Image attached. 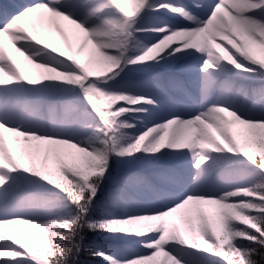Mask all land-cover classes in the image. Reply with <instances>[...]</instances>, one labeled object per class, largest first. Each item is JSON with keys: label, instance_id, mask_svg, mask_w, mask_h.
Listing matches in <instances>:
<instances>
[{"label": "snow or ice", "instance_id": "obj_1", "mask_svg": "<svg viewBox=\"0 0 264 264\" xmlns=\"http://www.w3.org/2000/svg\"><path fill=\"white\" fill-rule=\"evenodd\" d=\"M97 262L264 264V0L0 4V264Z\"/></svg>", "mask_w": 264, "mask_h": 264}, {"label": "rangeland", "instance_id": "obj_2", "mask_svg": "<svg viewBox=\"0 0 264 264\" xmlns=\"http://www.w3.org/2000/svg\"><path fill=\"white\" fill-rule=\"evenodd\" d=\"M18 2H23V0H5V4H12V3H18ZM184 2H188V0H184ZM205 2H206V0H205ZM17 59H18V61H20V62H23V57H17ZM26 63V62H25ZM148 80V79H147ZM147 80H145V81H147ZM195 91V90H194ZM178 95H181V96H185V98H184V100L185 101H190V102H192V99L189 97V96H186V95H184V93L183 92H179V93H177ZM221 94V86H216V89H215V95H220ZM233 100H234V102H239V103H244L245 102V100H244V98L243 97H236V96H233ZM184 101V102H185ZM180 103V102H179ZM180 104H183V105H185L186 106V104L185 103H180ZM189 159H190V157H189ZM16 227H18V228H20L21 230H26V226H23V225H18V226H16ZM32 231H34V230H32Z\"/></svg>", "mask_w": 264, "mask_h": 264}, {"label": "trees", "instance_id": "obj_3", "mask_svg": "<svg viewBox=\"0 0 264 264\" xmlns=\"http://www.w3.org/2000/svg\"><path fill=\"white\" fill-rule=\"evenodd\" d=\"M139 79H142V80H147V79H149L148 77H143V76H141V77H138ZM24 191H30V190H28V189H25ZM35 195H42V193H39V192H36V193H34ZM101 240H102V242H104V243H112L111 241H107V240H104L103 238H101ZM82 259H83V257H82ZM257 259H259V257L257 258ZM97 264H98V262H97Z\"/></svg>", "mask_w": 264, "mask_h": 264}]
</instances>
